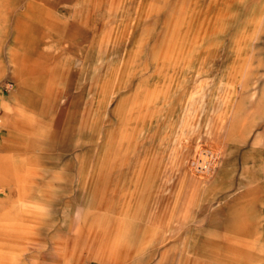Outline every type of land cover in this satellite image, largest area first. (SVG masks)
<instances>
[{
	"label": "rangeland",
	"instance_id": "obj_1",
	"mask_svg": "<svg viewBox=\"0 0 264 264\" xmlns=\"http://www.w3.org/2000/svg\"><path fill=\"white\" fill-rule=\"evenodd\" d=\"M10 168L0 264H264V0H0Z\"/></svg>",
	"mask_w": 264,
	"mask_h": 264
},
{
	"label": "crops",
	"instance_id": "obj_2",
	"mask_svg": "<svg viewBox=\"0 0 264 264\" xmlns=\"http://www.w3.org/2000/svg\"><path fill=\"white\" fill-rule=\"evenodd\" d=\"M15 73V70L13 71ZM8 144L9 146H11L12 144L14 146L17 147V143L13 140V138L10 137V139L8 140ZM15 148V147H14ZM17 156V155H16ZM15 157V156H14ZM0 177H12V173H11V168L7 170L6 173H1V169H0Z\"/></svg>",
	"mask_w": 264,
	"mask_h": 264
},
{
	"label": "bare ground",
	"instance_id": "obj_3",
	"mask_svg": "<svg viewBox=\"0 0 264 264\" xmlns=\"http://www.w3.org/2000/svg\"><path fill=\"white\" fill-rule=\"evenodd\" d=\"M199 154V153H198Z\"/></svg>",
	"mask_w": 264,
	"mask_h": 264
}]
</instances>
